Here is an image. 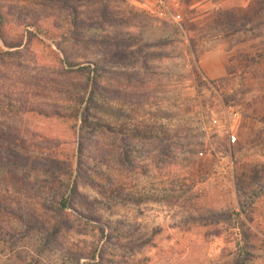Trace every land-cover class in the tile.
Wrapping results in <instances>:
<instances>
[{
	"label": "rangeland",
	"instance_id": "obj_1",
	"mask_svg": "<svg viewBox=\"0 0 264 264\" xmlns=\"http://www.w3.org/2000/svg\"><path fill=\"white\" fill-rule=\"evenodd\" d=\"M0 9V264H264V0Z\"/></svg>",
	"mask_w": 264,
	"mask_h": 264
},
{
	"label": "crops",
	"instance_id": "obj_2",
	"mask_svg": "<svg viewBox=\"0 0 264 264\" xmlns=\"http://www.w3.org/2000/svg\"><path fill=\"white\" fill-rule=\"evenodd\" d=\"M201 69L206 80L217 81L225 78L226 67L221 56L217 53H208L202 57Z\"/></svg>",
	"mask_w": 264,
	"mask_h": 264
},
{
	"label": "trees",
	"instance_id": "obj_3",
	"mask_svg": "<svg viewBox=\"0 0 264 264\" xmlns=\"http://www.w3.org/2000/svg\"><path fill=\"white\" fill-rule=\"evenodd\" d=\"M4 15V13H3V11L0 9V20H4L5 19V17L3 16ZM107 40L111 43V44H114V43H112V41H113V38L112 37H108L107 38ZM107 41V42H108ZM116 43H123L122 41H118V42H115V44ZM105 44H107L106 42H105ZM98 89V87L97 86H91V90L92 91H94V90H97ZM17 160H18V162H23V160L20 158V157H17ZM46 166V169H47V171L48 172H50L51 170H52V173H54L53 171L54 170H58V164L57 163H55V162H53L52 164L51 163H49V164H47V165H45ZM63 205H66V204H63ZM35 228H37V227H35Z\"/></svg>",
	"mask_w": 264,
	"mask_h": 264
},
{
	"label": "built area",
	"instance_id": "obj_4",
	"mask_svg": "<svg viewBox=\"0 0 264 264\" xmlns=\"http://www.w3.org/2000/svg\"><path fill=\"white\" fill-rule=\"evenodd\" d=\"M229 110H232V109L229 108ZM231 112H232V111H231ZM230 115L232 116V114H230Z\"/></svg>",
	"mask_w": 264,
	"mask_h": 264
}]
</instances>
